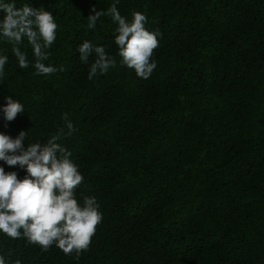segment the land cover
<instances>
[{"label": "trees", "instance_id": "16d2710c", "mask_svg": "<svg viewBox=\"0 0 264 264\" xmlns=\"http://www.w3.org/2000/svg\"><path fill=\"white\" fill-rule=\"evenodd\" d=\"M3 2L53 14L57 38L44 63L64 71L37 75L26 37L29 67L20 69L0 36V133L27 132L26 150L63 128L57 142L84 177L76 198L83 206L95 197L103 216L79 257L0 232L6 264H264V0ZM113 3L160 33L148 79L121 63L109 15L87 27L93 8ZM84 41L104 46L115 67L89 80L95 54L79 59ZM9 96L25 109L12 121L2 111ZM0 167L27 175L26 166Z\"/></svg>", "mask_w": 264, "mask_h": 264}, {"label": "clouds", "instance_id": "9594fccd", "mask_svg": "<svg viewBox=\"0 0 264 264\" xmlns=\"http://www.w3.org/2000/svg\"><path fill=\"white\" fill-rule=\"evenodd\" d=\"M92 11L95 15L88 16L87 27L94 29L102 15H109L118 25L114 40L121 63L133 69L138 77L150 78L157 67L152 57L159 47L160 33L146 28L147 17L133 12L131 21H128L121 15L116 3L107 12H96L94 8ZM0 12L5 14L0 20V36L13 45L12 52L20 69L29 67L26 54L19 47L26 37L35 56L33 66L37 75L64 71L63 66L57 69L44 63L50 55L45 49H49L57 38L58 25L50 11L29 4L18 8L14 2L0 0ZM78 52L79 59L84 63L95 54L89 80L115 67L114 58L108 55L104 46L84 41L78 46ZM7 62L6 55L0 56V78L4 76ZM24 110V105L11 96L6 98L2 109L7 121L14 120ZM63 119L67 122V135H71L76 129L68 121L67 114L63 115ZM64 134L62 128L47 143L29 144L25 150L27 132L21 131L15 139L0 133V160L9 166H26L27 172L25 178L19 179L16 172L6 173L0 167V232L12 239L24 237L44 251L55 245L65 255L79 257L89 249L103 216L95 197H86L83 206L76 198V189L83 183L84 177L69 158L71 153L68 149L57 142ZM0 264H6L3 256H0ZM15 264H21V261L17 259Z\"/></svg>", "mask_w": 264, "mask_h": 264}]
</instances>
